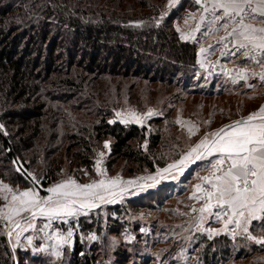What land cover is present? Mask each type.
I'll list each match as a JSON object with an SVG mask.
<instances>
[{"label": "trees", "instance_id": "1", "mask_svg": "<svg viewBox=\"0 0 264 264\" xmlns=\"http://www.w3.org/2000/svg\"><path fill=\"white\" fill-rule=\"evenodd\" d=\"M165 2L0 0V178L34 187L29 172L46 188L64 163L89 168L104 139L111 140L108 163L154 170L159 136L107 119L132 94H151L150 86L184 85L195 67V45L181 41L172 26L184 7L164 18ZM258 231L264 232V217L250 224L253 236ZM233 244L221 235L200 237L194 247L202 246L205 263L223 264L242 259V249L232 254ZM3 248L7 256L0 237ZM81 251L75 246L73 258ZM81 258L92 263V256Z\"/></svg>", "mask_w": 264, "mask_h": 264}, {"label": "rangeland", "instance_id": "2", "mask_svg": "<svg viewBox=\"0 0 264 264\" xmlns=\"http://www.w3.org/2000/svg\"><path fill=\"white\" fill-rule=\"evenodd\" d=\"M191 3L189 0L165 2L167 13L164 18L184 7L172 20L173 29L181 41L178 28L185 12L194 8ZM188 41L194 44L192 39ZM227 53L220 52L217 59H210L201 69L195 62L184 85L172 81L169 87L150 86L153 89L151 94H132L129 104L122 100L112 110L108 123L135 125L145 128L146 133L159 136L152 172L125 164L123 160L108 163L111 140L104 139L96 145L89 168H69L64 163L58 180L46 188L41 187L40 180L34 181V175L29 172L27 176L34 187L21 188L0 178V183L8 185L13 192L32 189L39 197L52 195L47 189L68 179L78 184H90L101 179L110 181L117 177L120 181L108 189L110 195H105L104 202L97 201L96 207L83 209L77 215L61 218L60 215L40 214L32 210L14 215L9 222L0 213V237L6 239L9 247L8 264H81L84 254L92 256L91 264H207L201 254L202 246L195 248L194 244L200 237L211 240L221 235L233 241V255L240 249L244 253L241 260L234 262L231 258L223 264H264V251L260 252L264 242L248 239L242 229L228 233L221 225L222 220L217 216L208 217L206 212L202 214L203 201L192 197L193 188L200 185L198 182L207 163L204 149H197L182 164L177 163L202 139L211 140L213 132L234 121L246 119L261 107L249 101L256 95L231 85L222 77V69L229 56ZM245 96L249 98L247 101ZM130 113H135L140 122L132 119ZM122 119L128 122L121 123ZM105 141H108L107 148ZM145 147L143 142L142 148ZM198 153L204 155L187 169ZM97 160H100L99 165ZM169 165L175 166L169 168ZM97 168L103 175L97 172ZM16 169L20 170L18 166ZM164 169L167 171H162ZM179 169L187 171L182 174L173 172ZM153 177L155 179H150ZM41 189L44 194L40 193ZM109 200L112 202H107ZM10 201L11 196L6 201L0 194V207ZM4 211L6 213L8 209L5 207ZM70 229L72 235L68 237ZM209 229L216 231L210 233ZM10 231L11 236L8 234ZM255 236H264V232L258 231ZM59 237L67 238L68 242L61 243ZM75 246L82 250L77 255L78 260L72 256ZM4 251L3 248L0 252V263L7 258Z\"/></svg>", "mask_w": 264, "mask_h": 264}, {"label": "snow or ice", "instance_id": "3", "mask_svg": "<svg viewBox=\"0 0 264 264\" xmlns=\"http://www.w3.org/2000/svg\"><path fill=\"white\" fill-rule=\"evenodd\" d=\"M169 2L171 3L172 0ZM196 2L199 4L200 0ZM251 5L252 0H214L212 4L214 14L216 9H222L224 17L234 25L227 35L234 37L233 43L240 49H245V56L256 52L264 53V27L256 28L245 22L246 18H256L250 16L249 8L253 13L259 10L264 15V0H260L258 8H252ZM205 11H208L207 7ZM214 18L221 19L219 15H215ZM223 27L227 28L228 23H225ZM252 58H255L254 55ZM260 79L264 81V71L260 73ZM130 116L136 122H140V118L135 113H130ZM127 122L126 119L121 120V123ZM211 136L213 139H202L186 157L177 161L182 164L185 159L191 157L192 152L200 148H203L204 153L208 155L213 152L220 154V158L212 164V174L203 178L209 182L210 189L206 192V203L200 208V212L213 214L210 210L213 207H219L224 214L230 213L228 220L225 221L226 224L235 223L243 228L248 239L255 240L257 243L264 242V236H253L248 229V223L251 220H260L264 217V105H261L258 112L251 113L246 119L224 125ZM104 146L108 147V141L104 142ZM204 153H198L196 159H200ZM100 155L102 156L103 153ZM96 164L99 165L100 160H97ZM162 171L166 172L167 169ZM97 172L103 175L99 168ZM32 179L35 181L36 177L33 176ZM119 183L118 177L110 181L101 179L90 184H78L75 180L68 179L47 189L52 195L46 197H39L32 189L13 192L8 185L0 183V194L3 198L8 201L11 196L9 204L0 207V213H3L2 218L9 222L14 215L32 210L40 214L60 215L61 218L77 215L83 209L96 207L97 201L104 202L105 195H110L108 189ZM127 183L131 184L132 181ZM199 187L197 185V188ZM5 207L8 209L6 213ZM214 215L220 217L221 212H215ZM208 231L211 233L216 230ZM8 234L11 236V231ZM71 235L70 229L68 237ZM58 239L61 243L68 242V239L64 237ZM56 254L59 255L58 252Z\"/></svg>", "mask_w": 264, "mask_h": 264}, {"label": "crops", "instance_id": "4", "mask_svg": "<svg viewBox=\"0 0 264 264\" xmlns=\"http://www.w3.org/2000/svg\"><path fill=\"white\" fill-rule=\"evenodd\" d=\"M213 2L214 0H200L198 4L196 0H194L192 2L194 8L186 12L184 11L185 16L181 26L178 28L179 35L181 38L186 37L182 38L184 42L191 43L188 40L192 39L195 45L198 44V47L196 45V66L199 69L204 67L203 64L206 62V59L209 63V61L214 60L213 58L216 57L217 59L220 52H228L227 54L229 56L227 59L225 58L226 63H224L222 69V77L231 85L249 90L250 92L248 93H250V95H256L250 99L248 96H245L244 99L246 101L249 99L250 102L259 104L260 106L264 105V81L260 79V73L264 71V53L256 52L249 56H245V49H240L237 44L233 43L234 37L227 35V32H230L234 25L224 17L222 9H216L215 14L213 13ZM259 5L260 0H252V8H258ZM206 7L208 11H205ZM249 14L256 18H246V23L256 28L264 27V15H262L259 10L253 13L251 12V8H249ZM215 15H219L221 19L216 20L214 18ZM225 23H228L227 28L223 27ZM222 37L223 39H221ZM252 55H254V59ZM204 156L207 157V163L204 165V174L201 176V181L198 182L200 187L197 188V185L194 186L192 197L197 201H203L205 204L206 192L210 189V184L203 178L212 174V164L216 159L220 158V154L213 152L211 155L205 153ZM179 170L173 172L177 174ZM210 211L213 214L206 212L208 217H216L214 213L218 211L221 212V216L218 218L222 220L223 224L221 225L224 226V230L228 233H233L240 229L243 230L242 227H238L235 223H225L230 213L227 215L224 214L219 207H213ZM241 220H243V218H241ZM252 221L255 220H251L248 226Z\"/></svg>", "mask_w": 264, "mask_h": 264}, {"label": "water", "instance_id": "5", "mask_svg": "<svg viewBox=\"0 0 264 264\" xmlns=\"http://www.w3.org/2000/svg\"><path fill=\"white\" fill-rule=\"evenodd\" d=\"M211 139H213V137H212ZM203 151H204V150H203ZM196 160H197V159H196V157H195V158L192 160L190 166H189L187 169H189L192 165H194V163H195ZM183 171H187V170H179L178 172H179L180 174H182Z\"/></svg>", "mask_w": 264, "mask_h": 264}, {"label": "built area", "instance_id": "6", "mask_svg": "<svg viewBox=\"0 0 264 264\" xmlns=\"http://www.w3.org/2000/svg\"><path fill=\"white\" fill-rule=\"evenodd\" d=\"M189 1H192V2H193L194 0H189ZM248 11H249V9H248ZM205 64H207V59H206ZM211 71H212V70H211ZM213 71H215V70H213ZM213 71H212V72H213ZM216 71H218V69H217Z\"/></svg>", "mask_w": 264, "mask_h": 264}]
</instances>
